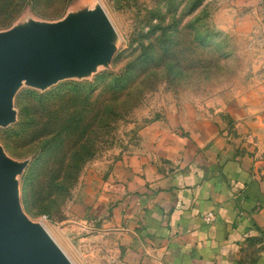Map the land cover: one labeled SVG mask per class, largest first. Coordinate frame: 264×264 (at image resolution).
<instances>
[{
	"label": "rangeland",
	"instance_id": "obj_1",
	"mask_svg": "<svg viewBox=\"0 0 264 264\" xmlns=\"http://www.w3.org/2000/svg\"><path fill=\"white\" fill-rule=\"evenodd\" d=\"M99 6L112 24L111 62L44 90L23 83L13 97L15 121L0 127V147L27 162L16 177L21 209L72 264H153L143 246L130 252L103 227L111 208L103 182L116 163L146 150L142 129L168 113L206 116L264 95V0H74L54 20L27 8L0 32ZM162 29L172 57L158 44ZM156 42L141 63V46ZM128 66L125 87L111 84Z\"/></svg>",
	"mask_w": 264,
	"mask_h": 264
},
{
	"label": "crops",
	"instance_id": "obj_2",
	"mask_svg": "<svg viewBox=\"0 0 264 264\" xmlns=\"http://www.w3.org/2000/svg\"><path fill=\"white\" fill-rule=\"evenodd\" d=\"M206 113L142 129L103 182V227L153 264H264V95Z\"/></svg>",
	"mask_w": 264,
	"mask_h": 264
},
{
	"label": "water",
	"instance_id": "obj_3",
	"mask_svg": "<svg viewBox=\"0 0 264 264\" xmlns=\"http://www.w3.org/2000/svg\"><path fill=\"white\" fill-rule=\"evenodd\" d=\"M113 29L102 7L54 23L0 32V127L15 121L13 97L25 83L44 90L111 62ZM27 162L0 147V264H72L46 230L23 213L16 177Z\"/></svg>",
	"mask_w": 264,
	"mask_h": 264
},
{
	"label": "trees",
	"instance_id": "obj_4",
	"mask_svg": "<svg viewBox=\"0 0 264 264\" xmlns=\"http://www.w3.org/2000/svg\"><path fill=\"white\" fill-rule=\"evenodd\" d=\"M72 1L74 0H0V30L8 28L9 25L27 8H29L36 16L41 18H46L49 20L57 19L62 16V13ZM46 10L50 12H45ZM158 28V26L152 27L150 34L153 37L156 35V33H158ZM166 30L168 29H162L163 32L158 44L163 47L164 54H168L169 57H172L173 55L170 54L171 49L169 48L171 40L168 42L170 38H164ZM202 38L203 37H201L200 42L202 45H204L205 43H202L204 42L202 41ZM156 45L157 42L155 44L150 43L148 46H141L143 48V53L140 55V59L142 60L141 63H144L150 58V54ZM131 71L132 66H128L123 69L119 75H113L111 84H113L115 87L123 89V86L125 87V84L130 77ZM42 158L43 154L40 153L36 159V162L39 160L41 161Z\"/></svg>",
	"mask_w": 264,
	"mask_h": 264
},
{
	"label": "built area",
	"instance_id": "obj_5",
	"mask_svg": "<svg viewBox=\"0 0 264 264\" xmlns=\"http://www.w3.org/2000/svg\"><path fill=\"white\" fill-rule=\"evenodd\" d=\"M214 219V215L212 213H208L206 216H205V220L207 222H210Z\"/></svg>",
	"mask_w": 264,
	"mask_h": 264
}]
</instances>
